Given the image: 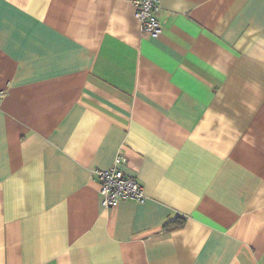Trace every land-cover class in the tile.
<instances>
[{"label": "crops", "instance_id": "0c3cea01", "mask_svg": "<svg viewBox=\"0 0 264 264\" xmlns=\"http://www.w3.org/2000/svg\"><path fill=\"white\" fill-rule=\"evenodd\" d=\"M0 0V264H264V0ZM122 152L143 202L103 205Z\"/></svg>", "mask_w": 264, "mask_h": 264}, {"label": "built area", "instance_id": "2783aa9c", "mask_svg": "<svg viewBox=\"0 0 264 264\" xmlns=\"http://www.w3.org/2000/svg\"><path fill=\"white\" fill-rule=\"evenodd\" d=\"M161 1L133 0L136 6V17L140 21L142 32L153 37L162 32V22L158 16ZM127 165L126 156L120 152L117 154L112 167L95 170L105 207H116L123 200L143 202L146 199L143 185L140 184L135 174L126 171Z\"/></svg>", "mask_w": 264, "mask_h": 264}]
</instances>
